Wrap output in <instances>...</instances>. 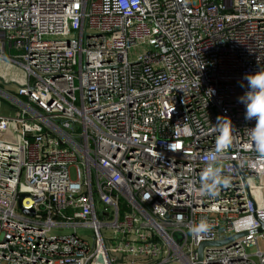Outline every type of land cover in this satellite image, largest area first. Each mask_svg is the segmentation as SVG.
Returning a JSON list of instances; mask_svg holds the SVG:
<instances>
[{"label": "built area", "instance_id": "built-area-1", "mask_svg": "<svg viewBox=\"0 0 264 264\" xmlns=\"http://www.w3.org/2000/svg\"><path fill=\"white\" fill-rule=\"evenodd\" d=\"M0 59V264H264V0H0Z\"/></svg>", "mask_w": 264, "mask_h": 264}, {"label": "rangeland", "instance_id": "rangeland-1", "mask_svg": "<svg viewBox=\"0 0 264 264\" xmlns=\"http://www.w3.org/2000/svg\"><path fill=\"white\" fill-rule=\"evenodd\" d=\"M197 3H198V0H192L193 5H197ZM7 64L9 65L10 68L7 66ZM23 77H24V71L21 68L19 69L16 66H13L7 63L6 61L0 59V87L1 88L11 90L14 88L15 82L22 80ZM0 101H1V110L3 112H7L6 107L3 105V104H7L6 100L3 98H0ZM259 244L261 246L264 245L263 242H260Z\"/></svg>", "mask_w": 264, "mask_h": 264}, {"label": "water", "instance_id": "water-1", "mask_svg": "<svg viewBox=\"0 0 264 264\" xmlns=\"http://www.w3.org/2000/svg\"><path fill=\"white\" fill-rule=\"evenodd\" d=\"M264 230V225H261L259 228V231ZM242 234H235L230 238L224 239V240H219V241H214V242H203L199 245L198 247V253H199V258L201 257V253H202V248L204 246H221L223 244H228L231 240H234L235 238H237L238 236H241Z\"/></svg>", "mask_w": 264, "mask_h": 264}, {"label": "crops", "instance_id": "crops-1", "mask_svg": "<svg viewBox=\"0 0 264 264\" xmlns=\"http://www.w3.org/2000/svg\"><path fill=\"white\" fill-rule=\"evenodd\" d=\"M6 64V63H5ZM7 66L9 67V65L7 64ZM10 68V67H9ZM17 79V78H16Z\"/></svg>", "mask_w": 264, "mask_h": 264}]
</instances>
